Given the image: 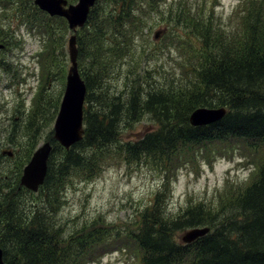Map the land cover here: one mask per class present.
Instances as JSON below:
<instances>
[{
	"label": "trees",
	"instance_id": "16d2710c",
	"mask_svg": "<svg viewBox=\"0 0 264 264\" xmlns=\"http://www.w3.org/2000/svg\"><path fill=\"white\" fill-rule=\"evenodd\" d=\"M12 1L4 0L5 8ZM237 1L232 15L223 21L212 7L204 10L184 0L163 9L166 24L175 28L167 31L182 33L171 36L168 43L176 41L182 55L191 49L181 65L182 78L166 80L157 65L142 61L149 58L145 51L138 54L151 15L166 0L94 4L76 33L77 67L86 88L83 138L69 150L49 140L53 152L37 193L23 188L17 192L12 181L1 186L11 188L0 202L6 217L5 233H0L5 264H97L124 246L138 251L141 264H264V161H255L249 183L230 185L218 193L219 205L214 199L194 205L187 201L172 216L165 196L179 171L197 174L203 161L212 167L218 157H232L238 149L259 154L257 147L264 145V0ZM57 23L67 29L66 22L56 17L40 19L35 14L33 23L39 34L52 37L44 46L54 52ZM2 34L0 44L5 45V37H11ZM64 61L58 67L54 54L50 55L41 68L43 73L49 71L46 82L63 79ZM200 107L226 112L212 124L190 126V114ZM143 116L154 128L120 142L123 131ZM112 145L126 164L145 163L159 173L160 189L152 204L139 212L126 231H116V239L106 248L101 247L108 233L102 230L114 227L109 224L71 232L61 241L62 227L56 226L54 208L63 197L68 176L96 177ZM30 154L23 160L27 162ZM35 198L42 200L41 207ZM196 227H209L210 232L186 245L176 240L178 233Z\"/></svg>",
	"mask_w": 264,
	"mask_h": 264
},
{
	"label": "rangeland",
	"instance_id": "374dc122",
	"mask_svg": "<svg viewBox=\"0 0 264 264\" xmlns=\"http://www.w3.org/2000/svg\"><path fill=\"white\" fill-rule=\"evenodd\" d=\"M179 0H166V5L159 3L156 14L151 15L146 33L142 35V47L138 54L145 51L149 58H143L150 66L157 65L163 73L164 80L168 78H182L181 65L184 57L191 49L182 55L181 46L174 43L169 44L171 36L174 38L182 36L181 31L169 33L167 29L173 28L166 24V15L162 14L169 5L175 6ZM188 5H200L204 10L211 7L215 15L223 21L230 17L234 8L238 5L237 0H184ZM74 3L76 1H73ZM6 6L0 2V8ZM210 7V8H209ZM40 19L46 16L35 13ZM33 15V23L34 17ZM46 19H50L46 17ZM38 21V26H40ZM53 40L56 51L44 46L52 38L42 34L36 36L32 30L27 34L17 24L12 11H5L0 15V31L11 37L7 42V50H0V64L6 63L16 69L19 83L12 85L5 82L8 79L2 75L0 85V149L11 151L14 157L4 161L0 165V202L5 193L11 192V188L5 189L9 181L14 183L18 169H22L27 163L24 157L28 152H35L41 145L48 143L53 137V125L61 103L65 87V75L68 66L67 41L70 36L68 28L61 27L58 23L53 26ZM175 29V28H173ZM155 33L157 39H154ZM173 33V34H172ZM164 36L167 45H163ZM180 47V48H179ZM170 48V49H169ZM184 49V48H183ZM54 54L58 67H61L63 59V79L46 82L49 71L43 69L47 65L50 55ZM60 55H64L61 57ZM57 67V68H58ZM142 67H145L143 64ZM56 70V69H55ZM54 70V71H55ZM123 79V73L120 75ZM206 108V107H204ZM35 112L34 118H31ZM154 128L148 117H141L132 128L123 131L119 138L120 142L133 140L136 134ZM12 134V135H10ZM10 135V136H9ZM132 138V139H131ZM11 139V141H7ZM260 153L256 154L250 150L238 149L232 157H218L214 165L210 167L208 162L203 161L197 174L193 170L179 171L176 179L170 183L169 193H166L167 212L172 216L189 203L194 205L200 200H213L219 205L217 194H222L230 185L249 183L254 174V163L256 160L264 161V145L257 147ZM116 145L106 150L109 153L99 174L91 179L81 175L70 174L64 189L63 197L59 196L54 208V220L56 226H61L59 238L65 240V236L71 232L85 230L87 227H98L109 224L113 228L103 229L108 237L102 241V247L106 248L116 237L115 232H123L133 224L139 216V212L152 204L155 194L160 189L161 175L150 169L145 163L126 164L124 159L116 152ZM32 154H30L31 157ZM24 159V160H23ZM56 161V158H55ZM35 204L42 206V200L35 198ZM6 217L3 216L2 220ZM99 229H96L98 231ZM185 232V231H184ZM2 234V232H1ZM4 234V232H3ZM183 232L176 235V240ZM122 237V236H121ZM97 264H141L138 251L132 247L125 246L116 252L106 255Z\"/></svg>",
	"mask_w": 264,
	"mask_h": 264
},
{
	"label": "water",
	"instance_id": "95a60500",
	"mask_svg": "<svg viewBox=\"0 0 264 264\" xmlns=\"http://www.w3.org/2000/svg\"><path fill=\"white\" fill-rule=\"evenodd\" d=\"M97 0H78L76 4L67 8L64 0H34V5L49 16L63 18L68 30L72 32L67 41L69 68L65 76V87L58 113L53 125V139L64 149L78 143L83 136V105L86 88L80 78L77 68V50L75 32L81 29L88 17L90 9ZM158 34V33H157ZM155 33L154 39H157ZM1 48V46H0ZM225 115L224 108H197L190 114V126L199 127L219 121ZM51 152V145L45 143L32 154L30 161L23 168L19 184L26 189L36 192L44 182L47 161ZM208 228H194L186 231L180 237V242L189 244L195 239L208 233ZM0 264L2 251L0 249Z\"/></svg>",
	"mask_w": 264,
	"mask_h": 264
},
{
	"label": "flooded vegetation",
	"instance_id": "af4514ba",
	"mask_svg": "<svg viewBox=\"0 0 264 264\" xmlns=\"http://www.w3.org/2000/svg\"><path fill=\"white\" fill-rule=\"evenodd\" d=\"M1 1L3 2L4 0H0V2ZM64 1L66 2V7H68L69 5L75 4L76 2L74 3L73 1H77V0H64ZM12 3L13 6L9 7L6 10L14 11L13 14L15 15L17 24H19L27 34H29V32L32 30V27H29L26 23L33 20L34 13H38L40 11L34 5L33 0H13ZM19 6H22V8H19ZM1 9L2 8H0V13H1ZM5 64L6 63L0 64V73H1V69L4 68L3 66H6ZM10 82L12 84H15L17 81L15 79H11ZM7 141H11V139ZM12 157H14V153H12L11 151L9 152L7 150L0 149V165H3L4 161H6L7 159H11ZM1 218H2V212L0 209V219Z\"/></svg>",
	"mask_w": 264,
	"mask_h": 264
}]
</instances>
